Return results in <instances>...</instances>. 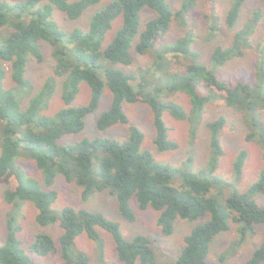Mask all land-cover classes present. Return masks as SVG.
Listing matches in <instances>:
<instances>
[{
	"label": "trees",
	"instance_id": "trees-1",
	"mask_svg": "<svg viewBox=\"0 0 264 264\" xmlns=\"http://www.w3.org/2000/svg\"><path fill=\"white\" fill-rule=\"evenodd\" d=\"M100 1L0 0V27L8 21L12 27L0 42V180L6 184L4 199L13 206L31 200L37 208L35 220L38 224L58 222L62 229L58 245L48 233H36L30 250L42 256L59 252L65 264H89L88 256L72 250V244L81 233L97 240V227H101L111 235L116 255L123 264H206L210 244L217 235L229 230L230 222L236 224L238 246L256 232L257 226L262 227L264 235V205L254 200L257 194H264V121L261 116L264 90L256 91L242 81L229 85L219 79L214 68L198 60L200 55L193 47L190 31L172 42L163 43L171 21L177 19L184 23L196 0H182L175 12L166 0H108L92 14L88 28L76 27L68 32L60 29L52 17L56 8L68 18L77 19L87 7ZM243 2L231 0L224 18L225 27L234 29L229 41L231 46L245 41L256 24L244 20L237 26ZM205 6L210 32L216 26L221 28L214 11L215 0H205ZM144 10L150 11L152 16L139 28ZM253 14L255 22L260 10H254ZM119 15L122 23L102 49L104 34ZM40 41L51 45L55 63L52 74L33 92L25 74L26 65L29 59L42 61ZM132 48L139 54L152 56L149 68L140 70L137 77L115 66L132 63ZM241 52L217 45L211 60L216 66L221 65ZM173 59L183 60L182 71L171 69ZM4 63L9 66L10 86L3 82L7 72ZM60 77H64L63 107L54 115L40 114ZM80 81L89 86L90 98L84 105L72 106ZM104 87L111 92L110 105L100 113L96 126L104 129L115 123H128L123 102H145L152 110L154 143L158 150L177 147L176 142L168 139L162 118L164 109L178 119L187 120L194 112H201L214 97L212 95L223 98L224 103L245 115L251 128L246 134L247 140H254L261 146L263 166L257 181L242 193L229 194L222 202L212 191L213 187L223 185L222 179L214 174L215 161L222 149L218 134L234 130L225 117L207 123L212 133L213 162L208 168L194 172L155 161L150 152L141 149L143 133L132 124L123 141L95 137L59 143L63 134L83 129L84 118L97 108ZM176 92L188 96L189 111L169 98ZM21 151L35 162L42 173L41 181L27 175L16 162ZM246 156V151L242 150L235 157L236 175L241 172ZM57 173L75 182L81 188L83 199L94 190H108L115 195L121 215L130 222L136 219L130 204L134 197L139 209L151 207L158 212L156 222L165 235L173 232L177 218L201 221L184 235L183 246L175 260L161 263L156 260L148 236L136 234L125 239L118 223L100 212L65 206L58 216L54 215L51 204L57 198V191L52 185ZM174 177L179 179L178 185L173 183ZM7 228L5 241L0 245V264H36L20 247L19 224L14 217L8 218ZM226 258L227 254L222 253L219 264H224ZM244 264H264V239Z\"/></svg>",
	"mask_w": 264,
	"mask_h": 264
},
{
	"label": "rangeland",
	"instance_id": "rangeland-1",
	"mask_svg": "<svg viewBox=\"0 0 264 264\" xmlns=\"http://www.w3.org/2000/svg\"><path fill=\"white\" fill-rule=\"evenodd\" d=\"M166 1L174 12L179 9L182 2V0ZM107 2L108 0H101L97 4L87 7L77 19L68 18L64 12L56 8L53 10L52 17L63 31L68 32L76 27L86 29L92 14L101 9ZM230 2L231 0H215L214 11L222 29L216 26L214 31L210 32V22L205 16V0H196L193 9L186 15L184 23L177 19L171 21L170 28L163 38V43L172 42L177 37L183 36L186 31H190L193 33V47L200 55L198 60L208 63L214 68L219 79L229 85L242 81L248 83L256 91H261V88L264 90V0H244L237 26L244 20H246V23L256 24L245 41L240 40L237 45L233 44L232 46L229 41L234 29L226 28L224 25V18ZM257 9L260 10V16L253 22V11ZM151 16L150 11L144 10L139 28H142L146 19ZM121 23V15L112 20L111 27L104 34L102 49L111 41ZM11 31L12 27L9 21L0 27V42ZM217 45L242 52L239 56H233L223 64L216 66L211 60V53ZM39 46L43 54L42 61L37 62L29 59L26 65L25 74L31 83L33 92L39 89L47 76L52 74L55 63L51 45L45 41H40ZM131 55V64L117 63L115 66L137 77L140 70L149 68L152 56L147 53L139 54L134 48L131 49ZM103 60L106 61L104 57ZM182 62V59L180 61L173 59L170 65L171 69L182 71L184 69ZM4 66L7 72L3 82L5 86H10L12 82L9 79V66L7 63H4ZM63 78H57L56 85L48 97L47 104L42 107L40 114L54 115L58 109L63 107ZM78 87V92L71 102L72 106L84 105L90 98V88L84 81H80ZM212 96L214 97L211 98L201 112H194L191 118L187 120L178 119L168 109H164L162 118L167 127L168 139L176 142L177 147L158 150L154 143L155 127L152 110L145 102H123L122 108L129 119L128 123H115L104 129H99L96 126L98 116L110 105L111 92L107 87H104L97 108L85 116L83 129L79 132L63 134L58 142L75 143L84 138L91 139L95 137L123 141L127 139L129 125L132 124L137 126L143 133L141 149L150 152L155 161L168 163L181 171L194 172L202 167L208 168V164L213 162L210 152L212 151L210 145L212 133L209 132L207 123L218 117H225L233 125L234 130L218 134L222 149L215 161L216 170L214 174L222 179L223 185L212 188L214 194H217L219 201L222 202L229 194L233 192L242 193L257 181L263 166V159L261 146L254 140L248 141L246 138V134L250 132L251 128L244 118L245 115L228 106L224 103L223 98L218 95ZM169 98L181 103L187 111L190 110L189 98L185 93L176 92L171 94ZM25 104L26 100L22 102V106L24 107ZM261 116L264 121V110H262ZM242 150L246 151L247 156L241 172L236 175L233 169L234 160ZM16 162L27 175L39 181L42 180L41 171L37 168L35 162L25 155V152L22 153L21 151L20 156L16 158ZM93 170H95V166H93ZM173 183L178 185L179 179L174 177ZM52 187L57 191V198L51 204L54 215L58 216L65 206L100 212L118 223L120 232L125 239H131L136 234L148 236L156 260L161 263L175 260L183 246L184 235L201 221V219L188 221L177 218L173 232L170 235H165L156 222L158 212L151 207L144 210L139 209L134 197L131 198L130 204L136 214V219L130 222L121 215L115 195L108 190H94L86 199H83L80 197L81 188L75 182L67 181L60 173L56 174ZM5 188L6 184L0 180V245L5 241L8 231L7 220L11 216L19 224L17 236L20 239V247L36 264H65L59 252L42 256L32 252L29 248L36 233H48L58 245V237L62 232L59 223L38 224L35 220L37 208L34 203L31 200H23L16 206L8 204L4 199ZM254 200L259 205H264V194H257ZM97 231L99 233L97 240L88 238L84 233L76 236L72 244V250L84 252L89 258V264H123L116 255L111 235L101 227H97ZM263 239V229L261 226H257L256 232L247 236L246 240L238 246L235 242L236 224L230 222L229 230L217 235L210 244L206 264H219V256L222 253L227 254L224 264H244Z\"/></svg>",
	"mask_w": 264,
	"mask_h": 264
}]
</instances>
